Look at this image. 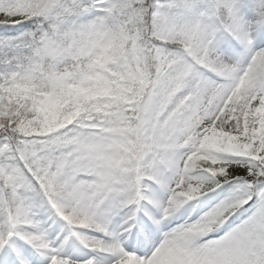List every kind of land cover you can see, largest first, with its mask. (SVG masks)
Returning <instances> with one entry per match:
<instances>
[{
    "label": "snow or ice",
    "instance_id": "snow-or-ice-1",
    "mask_svg": "<svg viewBox=\"0 0 264 264\" xmlns=\"http://www.w3.org/2000/svg\"><path fill=\"white\" fill-rule=\"evenodd\" d=\"M0 264H264V0H0Z\"/></svg>",
    "mask_w": 264,
    "mask_h": 264
}]
</instances>
